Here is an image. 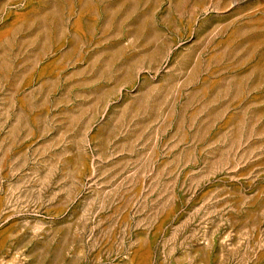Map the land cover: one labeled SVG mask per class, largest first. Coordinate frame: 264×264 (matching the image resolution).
<instances>
[{"label": "rangeland", "instance_id": "1", "mask_svg": "<svg viewBox=\"0 0 264 264\" xmlns=\"http://www.w3.org/2000/svg\"><path fill=\"white\" fill-rule=\"evenodd\" d=\"M0 264H264V0H0Z\"/></svg>", "mask_w": 264, "mask_h": 264}]
</instances>
